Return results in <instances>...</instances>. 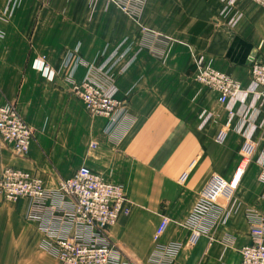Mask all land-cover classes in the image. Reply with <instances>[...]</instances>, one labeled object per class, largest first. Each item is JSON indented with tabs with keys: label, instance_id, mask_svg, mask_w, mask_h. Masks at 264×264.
<instances>
[{
	"label": "crops",
	"instance_id": "obj_1",
	"mask_svg": "<svg viewBox=\"0 0 264 264\" xmlns=\"http://www.w3.org/2000/svg\"><path fill=\"white\" fill-rule=\"evenodd\" d=\"M221 9L219 0H146L135 17L111 0H0V106L16 105L34 132L25 159L0 141V176L19 170L55 190L61 180L88 168L121 186L128 213L109 232L112 264H242L241 252L252 243L249 212L264 218V167L256 161L264 132L249 143L239 131L255 98L234 105L228 128L230 112L219 94L194 79L203 63L243 90L250 88L251 62L264 60V8L242 2L243 19L234 29L220 20ZM125 39L136 59L125 73L122 65L115 68L113 76L129 115L103 138L106 120L88 114L65 74L50 83L31 65L44 58L59 70L77 50L83 66L75 81L81 83L86 65L98 63L105 50ZM206 115L211 119L203 125ZM251 155L236 191L239 212L225 225L214 212L193 228L190 219L212 178L230 184ZM229 198L226 190L218 206ZM48 205L58 220L52 225L48 218L28 221L27 201L5 204L0 197V264H61L56 242L77 235L66 216L73 202L56 199ZM164 220L166 229L157 238Z\"/></svg>",
	"mask_w": 264,
	"mask_h": 264
},
{
	"label": "built area",
	"instance_id": "obj_2",
	"mask_svg": "<svg viewBox=\"0 0 264 264\" xmlns=\"http://www.w3.org/2000/svg\"><path fill=\"white\" fill-rule=\"evenodd\" d=\"M111 1L123 13L135 17L142 14L146 3V0ZM244 1L264 8V0H219L222 6L219 18L229 28H236L242 21L243 14L238 8ZM132 45L125 39L111 52L105 50L98 63L86 65L87 72L81 83L75 81L77 71L83 66L77 50L67 55L59 70L54 69L44 58L34 60L31 68L50 83L55 82L63 72L72 84L73 95L84 103L88 114L93 118L106 120L103 138H110L129 115L128 104L117 97L118 88L113 71L122 65L121 73H125L134 63L136 57L130 55ZM251 74L252 82L248 90H243L231 77L203 63L197 64L194 75L197 83L215 90L219 94V102L229 109L228 128L234 118V105L237 102L245 105L250 96L255 98V104L245 109L239 130L249 143L255 142L258 132H264V60H252ZM210 119L211 116H204L203 125ZM33 139L34 132L26 124L16 105L0 106V141L4 146L17 158L25 159L29 155ZM99 145L100 142H95L93 148ZM253 160V155L243 160L230 184L218 177L212 178L190 219L193 228H198L214 212H217L218 221L222 225L227 224L239 212L242 204L236 191ZM256 161L264 167V148ZM260 179L264 183V172ZM226 190L229 191L230 198L226 206L220 207L218 200ZM0 197L5 204L27 201L26 219L44 223L48 218V224L51 225L57 218L54 215L55 207H48V203L56 199L72 200L73 208L66 216L68 222L75 226L77 235L76 238L58 239V260L61 264H112L115 246L110 240L109 232L128 213L121 186L106 182L88 168H81L72 179L61 180L55 190H47L41 179L9 168L0 176ZM249 217L252 223V243L241 252L242 264H264V218L254 211L249 212ZM166 226L167 221L164 220L158 229L157 238L164 233ZM200 237L201 233L198 231L192 244H196Z\"/></svg>",
	"mask_w": 264,
	"mask_h": 264
}]
</instances>
